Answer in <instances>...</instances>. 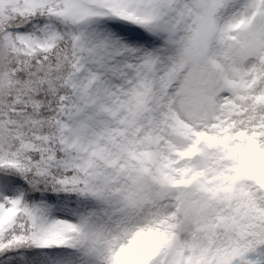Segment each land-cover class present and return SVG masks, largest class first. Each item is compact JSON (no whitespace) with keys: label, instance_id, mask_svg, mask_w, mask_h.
Returning <instances> with one entry per match:
<instances>
[{"label":"snow or ice","instance_id":"1","mask_svg":"<svg viewBox=\"0 0 264 264\" xmlns=\"http://www.w3.org/2000/svg\"><path fill=\"white\" fill-rule=\"evenodd\" d=\"M0 264H264V0H0Z\"/></svg>","mask_w":264,"mask_h":264}]
</instances>
